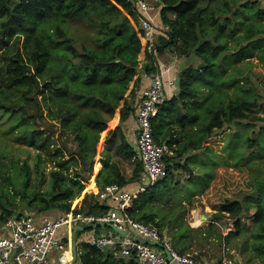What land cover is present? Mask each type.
I'll return each mask as SVG.
<instances>
[{"label": "trees", "instance_id": "1", "mask_svg": "<svg viewBox=\"0 0 264 264\" xmlns=\"http://www.w3.org/2000/svg\"><path fill=\"white\" fill-rule=\"evenodd\" d=\"M215 1L209 0L210 6L205 7V0H157L161 8L160 24L169 29L160 31L154 43V56L140 28L139 14L129 0H0V117H19L23 122L32 123V143L39 131L42 137L59 133L62 144H54L44 165L41 153L34 169L25 164L26 180L20 200L0 195L3 209L0 225L11 216L27 212L49 215L52 219L70 212L73 201L85 191V183L91 177L88 189L94 190L85 195L82 206L76 210L88 216L108 214L111 205L100 199L99 191L106 186L138 188L144 166L123 125L136 115L142 76L157 70V56L168 55L171 51L184 66L177 77L175 94L164 98L153 120L155 140L167 143L172 150L165 160L168 175L159 182L174 177L175 170L182 167L177 160L185 154L206 148L204 143L215 130L245 120L262 107L264 80L253 81V76L262 72L253 74L249 66L245 69L235 66L254 58L256 51L264 65V42L259 38L264 34V6H260L257 14L244 18L241 11H248L247 4H256V1L225 0L224 7L220 8L214 5ZM236 12L240 20L232 18ZM78 18H84L85 28L87 25L90 28L91 42L71 35L64 27L72 22L78 25ZM86 21L91 22L90 25ZM47 22L51 23L45 36L43 25ZM245 23L249 24L241 32ZM23 37L24 50L14 53V47L3 48L12 40L14 44L19 43ZM233 41L235 45L230 47ZM188 58L196 67H185ZM224 64H229L222 76L225 86L234 89L233 86L239 84L246 98L219 106L207 120L208 98L215 100L222 93L221 87L211 84L208 75ZM232 68L237 72L235 77H231L233 72L228 74ZM2 85L7 91L1 92ZM112 119L119 123L109 130L106 145L109 146L117 132L118 151L135 164L131 176H127L106 147L102 152L103 168L98 173L99 189L96 190L93 168L97 145ZM39 147L45 149L44 143ZM47 164L53 165L48 174ZM188 167L186 164L185 168ZM33 171L37 174L34 180ZM47 179L48 188L44 190L42 185ZM253 185L252 174L246 167L219 164L214 168L211 181L196 194L203 196L214 211V221L210 225L213 233L224 239L240 236L264 221L263 206L244 208L241 202ZM150 189L138 196L129 214L157 229L165 238L158 215L141 202ZM228 228L231 231L224 235ZM64 240L68 243V238ZM82 247L81 264H141L135 258H118L111 249L99 250L89 243ZM174 248L186 254L182 246Z\"/></svg>", "mask_w": 264, "mask_h": 264}, {"label": "rangeland", "instance_id": "2", "mask_svg": "<svg viewBox=\"0 0 264 264\" xmlns=\"http://www.w3.org/2000/svg\"><path fill=\"white\" fill-rule=\"evenodd\" d=\"M253 1H256V4H247L249 12L246 10L241 11L244 18L250 16V14H257L260 6H264L262 0ZM224 3L225 0H216L214 5L220 8L224 7ZM209 6V0H205V7ZM232 18L240 20L237 12ZM84 21L85 19L81 18L78 25L72 22L65 24L66 26L64 25V27L71 35L91 42V36L93 35L88 36L90 28L88 25L85 28ZM50 23L47 22L43 25L45 36L48 34L47 30ZM90 23L87 24L90 25ZM247 24L249 23H245L240 28L241 32L245 30ZM259 38H261L260 42L263 43L264 34ZM23 42L24 37L21 38L19 43L14 44L13 40L6 43L3 48L14 47V53H16L18 49L24 50ZM234 45V41L229 43L230 47H234ZM258 53L259 51H256L254 58L243 60L235 66L243 69L249 66L253 74L262 72L260 75L253 76L254 82H259V80L262 82L264 80V65L260 62ZM3 61L4 59H2ZM228 65L217 66L208 75L211 84L217 85L218 88L221 87L222 93L220 98L215 100L213 97L208 98V102L205 105L207 120L212 118V112L218 109L219 106H226L231 101L240 102L246 98L239 84L237 85L236 83L233 86L234 89H231L229 85L225 86V79L222 80V76H224V71ZM188 66H194V61L189 58L186 59V67ZM234 69L229 70L228 74H231ZM231 75V77H235L237 72H233ZM220 82L221 84H219ZM4 91H7V88L2 85L1 92ZM45 114H47L46 111ZM250 116L254 117V114ZM243 123L236 122L223 129L215 130L212 137L205 142L206 148L192 150L190 153L185 154L183 158L177 160L182 167L175 170L174 177H170L165 182H159L142 196L141 202L144 205L148 204V207L152 208L162 222V231L166 235L165 238L170 240L175 247L182 246L185 248L186 254L192 255L196 259L197 264H221L224 256L232 257L238 264H264V221L258 223L251 230L244 231L240 236L232 235L227 239L221 238L210 230V225L214 221V211L207 208L203 196L196 195L211 181L216 166L229 164L233 167H246L252 174L253 188L247 190L244 196L242 195L243 200L241 202L244 208L252 205L264 207V160L259 162V159L262 156L264 157V153L261 156V147H256L255 124L249 128ZM115 124L113 119L109 122L108 130L103 136L101 134L100 142L97 145V156L93 168L94 182L96 181L97 184L98 179H100L97 173L103 168L101 161L103 158L102 152L106 149L105 138ZM32 126V123L23 122L19 117L5 115L0 117V195L8 196L10 199L15 196L17 201L21 198L20 194L23 191V184L26 180L25 164H29L33 168L38 154L41 153L43 156L42 165H44L45 160L48 159L52 153L51 151L54 150V144L62 146L59 133L57 132L53 135L42 137L40 132L37 131V135L34 137L35 143H32ZM41 142L44 143L45 149H40L39 144ZM119 143V134L116 132L108 143V148L112 151L114 160L119 162L122 171L127 176H131L135 161L126 159L118 151ZM186 157H189L188 161H186ZM98 163L99 168L96 170ZM186 164L189 166L188 168H185ZM47 166L46 173L48 174L53 165L47 164ZM36 176V172L33 171V180ZM90 180L85 183L86 189L81 194L83 198L84 194L90 191L88 189ZM48 183L49 179L42 185V189H47ZM259 183L261 185L258 186ZM33 187L31 186V188ZM80 200L81 196L73 201L71 211L77 209ZM76 201L79 202L76 203ZM2 211L3 209L0 207V212ZM230 231L231 228H228L224 235H227ZM68 254H70V251Z\"/></svg>", "mask_w": 264, "mask_h": 264}, {"label": "built area", "instance_id": "3", "mask_svg": "<svg viewBox=\"0 0 264 264\" xmlns=\"http://www.w3.org/2000/svg\"><path fill=\"white\" fill-rule=\"evenodd\" d=\"M129 1L139 14L144 39L148 43L149 51L155 56L154 43L160 36V31L169 29L158 21L161 8L158 7L157 0ZM168 53V61L156 55L157 70L147 75L150 83L143 92L138 93L139 103L135 115L138 133L135 149L144 166L138 188L123 189L116 184L106 186L100 193V199L111 206L108 214L102 217L84 215L76 210L56 219L47 215H41L38 219L32 212L9 217L0 225V264H49L45 252L62 251L66 247L63 231L96 222H110L121 230L132 232L131 238L114 231L95 236L87 243L96 249H111L116 255L125 259L135 258L141 264H197L192 255L180 254L168 239L162 238L157 229L129 214V209L134 206L138 196L168 175L165 160L171 156L172 150L167 143L160 144L155 140L153 128V120L164 102L167 88L176 86L178 56L171 51ZM142 240L163 243L170 252L171 260L164 248L144 243ZM221 264L238 263L232 257L224 256Z\"/></svg>", "mask_w": 264, "mask_h": 264}, {"label": "crops", "instance_id": "4", "mask_svg": "<svg viewBox=\"0 0 264 264\" xmlns=\"http://www.w3.org/2000/svg\"><path fill=\"white\" fill-rule=\"evenodd\" d=\"M158 21L160 22V19ZM161 59L168 61L169 56L168 55L161 56ZM185 67H186V64H185ZM176 68H177L176 69L177 70L176 84H177V77L180 73V70L184 69V66L182 67L181 63L179 62V57H178V65ZM149 83H150L149 77L147 75L142 76V84H141V88L139 90V94L141 92H143V90L149 85ZM174 94H175V87L167 88V94H166L165 98H171ZM251 114H254V117L250 116L249 118H247L245 120H240L239 122H244L243 124L248 126L249 128L255 124L254 125V130H255L254 132H255V137H256V147H261V149H262L261 153L262 154H260V155L262 156L264 153V102H263V105L260 109L255 110L254 112L250 113V115ZM117 121L118 120H115L116 124L119 123ZM123 128H124L123 129L124 132L127 135L128 140L130 141V144L135 146L136 136L138 133V128H137V124L135 121V117L132 116L127 122H125L123 125ZM204 145H205V143H204ZM105 146L108 148L106 143H105ZM263 160H264V157L262 156L259 159V162L263 161ZM98 173H99V171H98ZM98 173H97V176H98ZM95 185H96V189L98 190L99 187H98V184L96 181H95ZM91 190H93V189H90V191ZM99 191L101 193L103 190H99ZM86 194H84V197ZM83 199L84 198L81 195V200L77 206V209H80V207L82 206ZM205 204H206L207 208H209V210H210L211 208L208 207L206 201H205ZM34 215L38 219L41 216V215H36V214H34ZM47 216H49V215H47ZM58 217H60V216L57 215V218ZM72 230H73V227L70 228L68 231L67 230L63 231V233H62L64 235V239L68 238V243L65 242L66 247L64 250H62V251L49 250V251L45 252V257L49 260V264H69L73 260V252H72V248H71ZM81 232L82 233H80V234L77 233L79 256H80L81 250L83 249L82 246L84 243H87L88 241H90V239H92L95 236L107 235L109 233H112L113 230L109 227H100V228L95 229V230H91V231L89 230L88 232H83V231H81ZM69 251H70V254H68ZM118 258H120L119 255H118ZM78 263H79V258H78Z\"/></svg>", "mask_w": 264, "mask_h": 264}, {"label": "water", "instance_id": "5", "mask_svg": "<svg viewBox=\"0 0 264 264\" xmlns=\"http://www.w3.org/2000/svg\"><path fill=\"white\" fill-rule=\"evenodd\" d=\"M99 227H109L114 232L119 233L125 237H129V238L132 237V232L130 230H121L120 228H118L117 226H115L114 224H112L110 222H96V223L88 224V225H84V226H75L72 230V236H71V248H72V252H73V260L69 264H75L79 258V250H78V242H77L78 231L94 230V229H97ZM142 242L147 243V244H151L154 246H158L160 248H164L166 250V254H167L168 258L171 260L170 252L168 251V249L165 247V245L163 243L151 242V241H147V240H142Z\"/></svg>", "mask_w": 264, "mask_h": 264}]
</instances>
